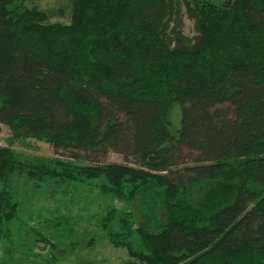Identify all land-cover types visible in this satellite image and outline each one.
I'll use <instances>...</instances> for the list:
<instances>
[{
    "label": "trees",
    "instance_id": "1",
    "mask_svg": "<svg viewBox=\"0 0 264 264\" xmlns=\"http://www.w3.org/2000/svg\"><path fill=\"white\" fill-rule=\"evenodd\" d=\"M70 13L51 23L0 0V125L60 157L0 147V253L12 223L43 238L7 185L25 170L123 204L102 228L128 264H264V0H70Z\"/></svg>",
    "mask_w": 264,
    "mask_h": 264
},
{
    "label": "rangeland",
    "instance_id": "2",
    "mask_svg": "<svg viewBox=\"0 0 264 264\" xmlns=\"http://www.w3.org/2000/svg\"><path fill=\"white\" fill-rule=\"evenodd\" d=\"M28 7H37L50 16L49 22L69 24L70 0H22ZM223 2L225 0H216ZM183 10V33L195 36L194 23ZM170 130L177 134L181 125V106L175 104L169 114ZM0 147H8L23 163L48 162L60 158L44 141H13L10 130L0 125ZM109 162L122 163L110 154ZM50 165V163H49ZM8 188L17 196L20 221L42 232L37 240L25 226L12 223L7 241L2 244L0 264H46L52 246H56L57 264H128L124 248L114 247L102 228V219L111 206L122 209L119 202L102 198L95 188H86L69 180H48L16 170L8 179ZM2 183H0V190ZM47 219L66 221L61 230L41 228ZM67 223V224H66ZM41 228V229H40Z\"/></svg>",
    "mask_w": 264,
    "mask_h": 264
}]
</instances>
